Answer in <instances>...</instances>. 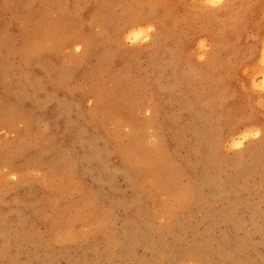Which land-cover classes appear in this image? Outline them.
<instances>
[{"label":"rangeland","instance_id":"374dc122","mask_svg":"<svg viewBox=\"0 0 264 264\" xmlns=\"http://www.w3.org/2000/svg\"><path fill=\"white\" fill-rule=\"evenodd\" d=\"M0 264H264V0H0Z\"/></svg>","mask_w":264,"mask_h":264},{"label":"bare ground","instance_id":"6f19581e","mask_svg":"<svg viewBox=\"0 0 264 264\" xmlns=\"http://www.w3.org/2000/svg\"><path fill=\"white\" fill-rule=\"evenodd\" d=\"M233 141V140H232Z\"/></svg>","mask_w":264,"mask_h":264}]
</instances>
